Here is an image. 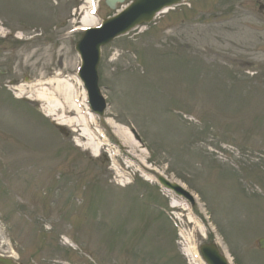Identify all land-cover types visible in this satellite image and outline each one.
<instances>
[{
  "label": "rangeland",
  "instance_id": "1",
  "mask_svg": "<svg viewBox=\"0 0 264 264\" xmlns=\"http://www.w3.org/2000/svg\"><path fill=\"white\" fill-rule=\"evenodd\" d=\"M82 7L0 0V255L188 264L179 231L199 240L196 228L210 236L209 223L233 264H264V0H187L103 48L104 118L141 138L142 146L124 138L121 149L103 118L84 121L74 51ZM53 78L79 102L71 121L103 141L97 158L76 146L85 141L75 127L60 132L40 103L10 89ZM152 169L198 205L144 181Z\"/></svg>",
  "mask_w": 264,
  "mask_h": 264
},
{
  "label": "bare ground",
  "instance_id": "2",
  "mask_svg": "<svg viewBox=\"0 0 264 264\" xmlns=\"http://www.w3.org/2000/svg\"><path fill=\"white\" fill-rule=\"evenodd\" d=\"M84 1V0H81ZM90 0H86V2H83V4H88ZM80 18L81 21L80 26L81 29L86 28H92L98 25L96 23V16L94 18L89 17L87 8L82 7L80 10ZM167 10L162 11L161 14L167 13ZM18 40H21L20 38H16ZM25 64V61H24ZM61 74L57 73L56 77H60ZM75 79V78H74ZM76 84L81 88L79 82L77 79H75ZM64 80L60 79H48L45 82H37L35 85L25 88V87H12V91L14 92V95H16L17 98H21L23 96L28 97L27 99L32 100L34 102L40 103L39 111L42 113L43 116L53 119L57 124L66 126V127H75L74 132L77 133V135L85 141V144H81L78 141L75 140L76 144L80 146L83 149H86L90 151V154L92 156H97L101 150V143L97 140L92 138L89 139L86 134H84V131L82 130L81 124H78V119L71 121L72 117H77V113L79 110V103L74 95L72 96V91L68 86H63ZM51 88H55L56 90ZM28 91H27V90ZM81 98H82V106H84L85 114L84 116H88L89 120L85 119L86 125L93 124L95 121V118L89 113L87 108H85V97L84 93L81 92ZM76 104V105H75ZM81 113V111H80ZM87 120V121H86ZM108 126L112 129L113 134L124 144V138L131 141L130 135L127 133L126 129L116 124L115 122H112L109 119H105ZM134 148H137V146H134ZM146 166V165H145ZM148 167V166H146ZM144 180H146L149 183L154 182L153 177H149L146 175L141 174ZM120 178V177H119ZM124 186V185H123ZM199 208V207H198ZM200 210V209H199ZM203 214V212L201 211ZM211 228V226H210ZM179 237H180V250L182 255L186 258L188 264H204L195 247V242L193 243V238L191 236V233H184L182 231H179ZM218 239V238H217ZM66 244L69 246H72L70 242L67 240L65 241ZM73 247V246H72ZM222 248H224L221 245Z\"/></svg>",
  "mask_w": 264,
  "mask_h": 264
},
{
  "label": "water",
  "instance_id": "3",
  "mask_svg": "<svg viewBox=\"0 0 264 264\" xmlns=\"http://www.w3.org/2000/svg\"><path fill=\"white\" fill-rule=\"evenodd\" d=\"M180 1L181 0H136L134 4L121 14L105 21L101 28L84 32L81 40L76 45V51L82 59L79 78L87 92L88 104L93 113L101 116L105 110V102L97 87V66L100 47L109 43L113 38L127 33L136 25L150 22L154 14L162 8L175 5ZM158 180L164 187L175 191L177 194L183 195L191 201L189 196L177 186L169 184L161 177H159ZM260 244L261 247L264 246L263 242H260ZM199 250L206 264H227L225 256L220 255L214 245H202ZM0 264L12 263L9 260L0 258Z\"/></svg>",
  "mask_w": 264,
  "mask_h": 264
},
{
  "label": "flooded vegetation",
  "instance_id": "4",
  "mask_svg": "<svg viewBox=\"0 0 264 264\" xmlns=\"http://www.w3.org/2000/svg\"><path fill=\"white\" fill-rule=\"evenodd\" d=\"M133 1H134V0H123V3L130 4V3L133 2ZM114 6H115V7H116V6L118 7L117 4H115ZM101 8L104 9V10H107V11L110 10V8L107 6V4H106L105 1L102 2V4H101Z\"/></svg>",
  "mask_w": 264,
  "mask_h": 264
}]
</instances>
